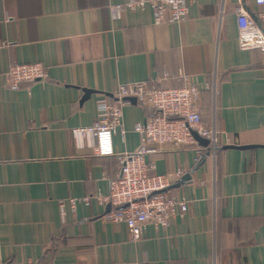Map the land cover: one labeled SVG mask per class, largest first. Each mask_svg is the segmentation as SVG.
<instances>
[{"label": "crops", "instance_id": "crops-1", "mask_svg": "<svg viewBox=\"0 0 264 264\" xmlns=\"http://www.w3.org/2000/svg\"><path fill=\"white\" fill-rule=\"evenodd\" d=\"M127 0H0V261L13 264H264V53L237 46L234 10L264 12L252 0H192L182 23L155 25L151 11L108 8ZM40 63L44 84L5 87L15 64ZM200 90L214 152L149 144L151 174L183 171L169 190L187 204L164 229L148 225L132 242L108 220L116 155L139 149L148 113L122 108V129L101 148L70 131L90 127L100 99L119 84ZM86 92H89L86 94ZM224 146H253L249 150ZM189 180L183 184V177ZM64 202V215L58 204Z\"/></svg>", "mask_w": 264, "mask_h": 264}, {"label": "built area", "instance_id": "built-area-1", "mask_svg": "<svg viewBox=\"0 0 264 264\" xmlns=\"http://www.w3.org/2000/svg\"><path fill=\"white\" fill-rule=\"evenodd\" d=\"M256 7H264V0H252ZM192 0H127L124 4L108 8L112 21L121 17L123 10L142 11L148 8L155 25L182 23L187 19ZM237 46L242 51L255 50L264 53V12L251 16L240 4L235 10ZM182 85L177 88H155L153 82L119 84L111 92L113 102L100 99L96 104V120L90 127L72 128L70 135L78 148L84 145V137L101 148L106 140L118 132L123 135L122 108L129 99H134L142 108L154 112L144 123L137 124L134 132L139 136L140 146L134 153L116 155L118 172L109 180L108 194L93 198L70 199L72 207L78 202L88 204L91 199L100 206L109 205L112 211L108 220L123 223L132 242L144 236L148 225L164 229L177 214L182 217L187 211L185 200L170 195V187L183 175L176 171L164 175L151 174L153 166L145 160L149 144L171 145L174 148L194 147L201 153L192 132L208 141V148L214 152L218 146V132L207 127L201 120L200 90L187 76L180 75ZM5 87L16 91L24 84L48 81V73L40 63L15 64L4 74ZM64 215V202L58 204ZM0 264H13L1 262Z\"/></svg>", "mask_w": 264, "mask_h": 264}, {"label": "water", "instance_id": "water-1", "mask_svg": "<svg viewBox=\"0 0 264 264\" xmlns=\"http://www.w3.org/2000/svg\"><path fill=\"white\" fill-rule=\"evenodd\" d=\"M88 93H89V92H86V94H88ZM129 101L135 102L134 99H129ZM192 136H193L195 142H196L199 146H201V147H203V148H205V147L208 146V141H207V140L198 137V136H197L195 133H193V132H192ZM251 148H253V146H224V147H223V149H237V150H249V149H251ZM189 179H190L189 176H185V177H183L182 180L180 181V184H177L176 187H178L179 185H181V184H183L184 182L188 181ZM107 207L110 208L109 205H107Z\"/></svg>", "mask_w": 264, "mask_h": 264}, {"label": "trees", "instance_id": "trees-1", "mask_svg": "<svg viewBox=\"0 0 264 264\" xmlns=\"http://www.w3.org/2000/svg\"><path fill=\"white\" fill-rule=\"evenodd\" d=\"M146 110H147V113H148V116H147V119H148L149 117L153 116L154 112L151 111V110H148V109H146ZM209 152H210V149L208 147H205L204 148V153L206 154V153H209Z\"/></svg>", "mask_w": 264, "mask_h": 264}]
</instances>
